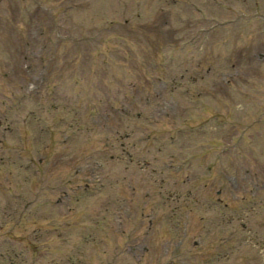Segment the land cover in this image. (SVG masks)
I'll return each instance as SVG.
<instances>
[{
    "label": "rangeland",
    "instance_id": "obj_1",
    "mask_svg": "<svg viewBox=\"0 0 264 264\" xmlns=\"http://www.w3.org/2000/svg\"><path fill=\"white\" fill-rule=\"evenodd\" d=\"M238 2L86 27L95 0H0V264H264V0ZM169 56L185 127L146 115Z\"/></svg>",
    "mask_w": 264,
    "mask_h": 264
},
{
    "label": "clouds",
    "instance_id": "obj_2",
    "mask_svg": "<svg viewBox=\"0 0 264 264\" xmlns=\"http://www.w3.org/2000/svg\"><path fill=\"white\" fill-rule=\"evenodd\" d=\"M115 0H95V7L93 9V14H89L88 16V21L85 22L86 27L92 26L91 21L95 20V26L100 27L103 26L107 23L108 20H111L114 18L113 14L111 11H108V5L113 4ZM139 2V0H138ZM189 2H196V0H189ZM219 4L224 5L223 9V17L226 18H235L233 13L235 15H245L247 16L248 13L244 11V9L240 6V3L238 0H218ZM101 5L104 6L107 14L104 15L103 17H97L94 15L96 8H99ZM229 6H231V11L228 10ZM178 11V10H177ZM203 12V17L202 18H210L213 19L214 17H208V13L204 10ZM184 19H187V17H182ZM186 59L191 60V56H186L184 57ZM183 59V58H182ZM181 60H177V57L175 56H169L164 63L167 64L168 60H173L176 61V63H173L170 67L167 68L166 76L162 77L164 79V84L161 86V99L156 102V104H153L152 109L146 113L149 117H151L152 112L156 111L157 104H159L161 107H163L164 104L170 105V111H167V115L169 117L175 116L177 119L173 122L170 121V119H164L161 118L160 115L158 114L156 119L159 121L160 126H168L170 123H174L176 127H185L184 120L186 117H181L179 115L181 109H188L191 107V97L185 96L184 91L185 87H178L176 88V91L173 92L171 89L168 87L169 80L171 77L178 75L181 72V69L177 66L179 63H182ZM190 115V113H189ZM115 135V130H104V129H97L94 130L93 133L91 134L90 139L92 142L96 141H102L105 137L109 139H113ZM173 151H177L178 149H172Z\"/></svg>",
    "mask_w": 264,
    "mask_h": 264
},
{
    "label": "flooded vegetation",
    "instance_id": "obj_3",
    "mask_svg": "<svg viewBox=\"0 0 264 264\" xmlns=\"http://www.w3.org/2000/svg\"><path fill=\"white\" fill-rule=\"evenodd\" d=\"M195 245H197V244H195Z\"/></svg>",
    "mask_w": 264,
    "mask_h": 264
}]
</instances>
